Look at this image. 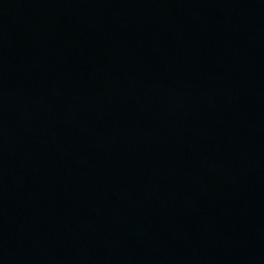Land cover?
<instances>
[{"label": "water", "instance_id": "water-1", "mask_svg": "<svg viewBox=\"0 0 264 264\" xmlns=\"http://www.w3.org/2000/svg\"><path fill=\"white\" fill-rule=\"evenodd\" d=\"M0 264H264V0H0Z\"/></svg>", "mask_w": 264, "mask_h": 264}]
</instances>
